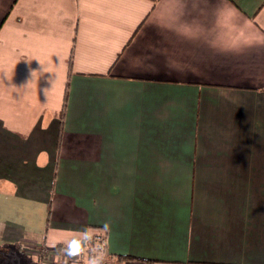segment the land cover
Wrapping results in <instances>:
<instances>
[{"label":"crops","instance_id":"1","mask_svg":"<svg viewBox=\"0 0 264 264\" xmlns=\"http://www.w3.org/2000/svg\"><path fill=\"white\" fill-rule=\"evenodd\" d=\"M0 20V264H87L54 251L85 227L104 264H264V0Z\"/></svg>","mask_w":264,"mask_h":264},{"label":"clouds","instance_id":"2","mask_svg":"<svg viewBox=\"0 0 264 264\" xmlns=\"http://www.w3.org/2000/svg\"><path fill=\"white\" fill-rule=\"evenodd\" d=\"M92 241L93 230L85 227L82 230H79L71 241L67 242L65 246L61 247L60 252L63 253L65 257L75 258L80 256L86 250H90L95 254L89 256L87 264H104V253L91 248Z\"/></svg>","mask_w":264,"mask_h":264},{"label":"rangeland","instance_id":"3","mask_svg":"<svg viewBox=\"0 0 264 264\" xmlns=\"http://www.w3.org/2000/svg\"><path fill=\"white\" fill-rule=\"evenodd\" d=\"M11 4H12V6H13V3L11 2ZM12 8V7H11ZM8 14V13H7ZM7 14L4 16V19H5V17L7 16ZM1 21V20H0ZM3 21H1L0 22V24L2 23ZM13 252V251H12ZM87 254V256H88V258H89V256L90 255H92L93 254V252H91L90 250H88L87 252H86ZM48 255V252H47V249L46 248H44V247H42L40 250H39V252H38V254H36V258L38 257V261L41 263L43 260H45L44 261V264H48V263H51V262H53V260L55 261V259H54V255L51 257H48L47 256ZM46 257H48V258H46ZM6 258V257H5ZM32 259V258H31ZM14 260L16 261L17 259H16V256L14 257ZM43 264V263H42Z\"/></svg>","mask_w":264,"mask_h":264},{"label":"trees","instance_id":"4","mask_svg":"<svg viewBox=\"0 0 264 264\" xmlns=\"http://www.w3.org/2000/svg\"><path fill=\"white\" fill-rule=\"evenodd\" d=\"M89 229L93 230V228L91 227H88ZM96 230V229H95ZM104 235L103 234H100V233H93V241H92V244H91V248H94V246H96V242L98 241V243L100 242L99 240L103 237ZM98 245V244H97ZM64 245H56L55 247V250L57 253H59L60 251V248L63 247ZM48 252V250H47Z\"/></svg>","mask_w":264,"mask_h":264},{"label":"built area","instance_id":"5","mask_svg":"<svg viewBox=\"0 0 264 264\" xmlns=\"http://www.w3.org/2000/svg\"><path fill=\"white\" fill-rule=\"evenodd\" d=\"M104 237V236H103ZM103 237L101 238V240L103 239Z\"/></svg>","mask_w":264,"mask_h":264},{"label":"snow or ice","instance_id":"6","mask_svg":"<svg viewBox=\"0 0 264 264\" xmlns=\"http://www.w3.org/2000/svg\"><path fill=\"white\" fill-rule=\"evenodd\" d=\"M74 248H75V245H74Z\"/></svg>","mask_w":264,"mask_h":264}]
</instances>
